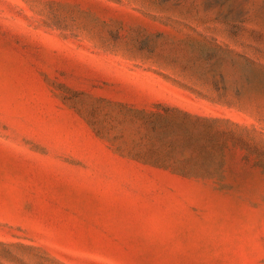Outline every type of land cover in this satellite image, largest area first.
<instances>
[{
	"label": "rangeland",
	"instance_id": "374dc122",
	"mask_svg": "<svg viewBox=\"0 0 264 264\" xmlns=\"http://www.w3.org/2000/svg\"><path fill=\"white\" fill-rule=\"evenodd\" d=\"M0 264H264V0H0Z\"/></svg>",
	"mask_w": 264,
	"mask_h": 264
}]
</instances>
